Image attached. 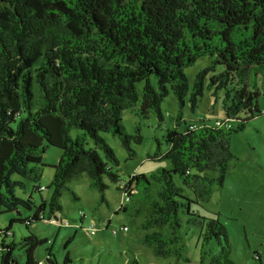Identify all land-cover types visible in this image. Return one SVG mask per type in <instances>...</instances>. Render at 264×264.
I'll return each mask as SVG.
<instances>
[{
    "label": "trees",
    "instance_id": "obj_1",
    "mask_svg": "<svg viewBox=\"0 0 264 264\" xmlns=\"http://www.w3.org/2000/svg\"><path fill=\"white\" fill-rule=\"evenodd\" d=\"M207 57L213 65L198 74L191 91L186 71ZM207 88L217 98L225 94L222 125L188 123L180 116L167 132L168 150L160 144L150 156L170 166L125 180L103 134L120 138L134 160L132 141L141 144L143 136L140 126L136 136L126 133V111L145 120L154 111L163 122L162 106L172 93L181 107L190 97L195 111ZM261 90L264 0H0V215L33 213L0 229L1 264H41L36 252L48 241L29 232L18 243L13 227L30 231L47 220L48 211L49 220L61 222L64 192L79 200L69 185L85 176L102 203L109 184L120 185L133 201L120 211L141 219L144 235L136 242L154 257L193 264L187 237L194 229L202 242L201 264H234L227 228L200 209L215 187L225 186L238 159L234 136L263 114ZM50 147L63 155L53 167L54 192L47 202L42 181ZM28 183L41 205L17 196ZM48 261L57 264L52 250Z\"/></svg>",
    "mask_w": 264,
    "mask_h": 264
},
{
    "label": "rangeland",
    "instance_id": "obj_2",
    "mask_svg": "<svg viewBox=\"0 0 264 264\" xmlns=\"http://www.w3.org/2000/svg\"><path fill=\"white\" fill-rule=\"evenodd\" d=\"M213 65L212 58H203L194 66L187 69L191 91L195 87L198 74ZM145 83L139 85L142 94ZM258 105L262 115H257L248 122L247 129L235 135L232 140V151L238 157L231 164L224 187H215L210 203L200 209L202 215L219 219L227 228L232 252L230 259L234 264H264V90ZM162 112L165 120L160 121L158 115L152 111L148 119H141L134 110L124 114V126L130 136L137 135V128L141 127L143 142L132 141V147L137 152V158L130 159V153L124 147L120 138L112 134H103L108 144L113 148L121 161V175L126 180L134 175L150 176L162 168H168L166 161L150 159L154 156L161 144L163 152L168 150L166 143L167 132L175 128L176 120L182 116L188 123H198L208 126H217L218 121L226 119L225 94L219 98L214 96V90H205L204 96L193 111L190 97H187L185 106L181 107L179 100L172 93L163 103ZM79 131H74L77 136ZM63 151L50 147L44 156V199L49 202L54 189L52 183L55 177L54 166L60 163ZM106 192L107 203H102V194L93 190L90 179L85 176L82 180L70 184V188L79 196L74 199L70 191H65L61 200L63 212L60 214L65 223L59 226L56 219L36 222L30 227L15 224L12 232L18 243L29 232L35 234L48 243L39 247L36 258L39 262L52 264L48 261L49 250L57 264H129L138 258L141 264H185L177 263L176 259H160L152 252L136 242L138 237L144 235L139 231L140 218L131 217L128 213L120 211L122 206L133 203L126 200L119 186L110 183ZM34 185L28 183L27 190H18L17 196L25 200L31 197L37 205H41V195L35 193ZM80 213H85L83 217ZM21 216L27 218L33 213L21 209ZM18 213L0 215V229H6L10 221L21 217ZM84 219V221H83ZM97 229L95 235L88 233L92 227ZM128 229V230H126ZM191 230L187 237L189 246L188 255L193 264H201V244L198 237ZM195 234V235H194ZM13 239H9L8 242ZM2 238L0 237V245ZM24 251H17L20 260L24 261ZM1 264V261H0Z\"/></svg>",
    "mask_w": 264,
    "mask_h": 264
},
{
    "label": "built area",
    "instance_id": "obj_3",
    "mask_svg": "<svg viewBox=\"0 0 264 264\" xmlns=\"http://www.w3.org/2000/svg\"><path fill=\"white\" fill-rule=\"evenodd\" d=\"M222 125V123L221 122H218L217 123V126H221ZM125 196V198H126V200H129L128 198H127V196L126 195H124ZM83 217H87V215L85 214V213H80ZM69 225V223L67 222V223H65L63 220L61 221V222H59V226L61 227V226H63V225ZM126 230H128V229H126ZM97 232V229L93 226L92 228H90L89 230H88V233H90L91 235H95V233ZM41 264H45V263H41Z\"/></svg>",
    "mask_w": 264,
    "mask_h": 264
}]
</instances>
